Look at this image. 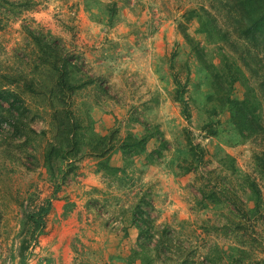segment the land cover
Returning <instances> with one entry per match:
<instances>
[{
    "label": "rangeland",
    "instance_id": "1",
    "mask_svg": "<svg viewBox=\"0 0 264 264\" xmlns=\"http://www.w3.org/2000/svg\"><path fill=\"white\" fill-rule=\"evenodd\" d=\"M28 2L0 7V264H264V99L238 57L252 70L262 59L242 34L264 0ZM192 9L214 16V32ZM181 27L202 48L199 58ZM29 31L73 63L78 81L93 79L68 106L85 136L79 144L87 145V130L122 138L142 135L145 124L158 126L165 141L149 163L156 138L126 163L114 149L109 164L124 172L98 170L84 147L76 169L58 179L44 232L21 260L26 213L56 184L46 146L63 134L52 115L61 106L55 59H43ZM207 64L221 65L223 77L215 79ZM229 85L238 99L254 88L259 134L237 133L240 123L221 97ZM7 91L20 99L14 109ZM145 194L151 228L141 235L131 213Z\"/></svg>",
    "mask_w": 264,
    "mask_h": 264
},
{
    "label": "trees",
    "instance_id": "2",
    "mask_svg": "<svg viewBox=\"0 0 264 264\" xmlns=\"http://www.w3.org/2000/svg\"><path fill=\"white\" fill-rule=\"evenodd\" d=\"M24 2H13L10 0H0V7H4V9L9 6L14 11L16 5L30 7L28 5V0H23ZM196 11L200 24L205 27L207 33L214 32L216 24L214 21V16L209 15L207 18L202 16L199 11ZM213 18V19H212ZM180 25V24H179ZM184 39L192 44V48L195 51L197 57H200V53L202 48L198 46V44L193 43L192 38L187 33L185 27H181L180 29ZM29 35L33 38V40L40 46V50L44 52L45 60H48L46 56H51V59L54 58L55 61H52L53 66L55 67L57 73L54 80L53 88L56 89L54 92L55 97L58 99V102L61 106L56 107L52 111L53 118L57 123V129L60 131L59 135L62 134V141L60 143L57 141V145H53L49 143L46 146L44 152V161L47 167L48 173L51 178L55 181V185L52 191V196L47 197L44 201L38 206L35 211L26 213V219L24 226H27L23 235L21 242V251L20 256L21 260L25 258L27 255V249L29 245L32 243H36L38 235L42 234L45 229V216L49 214L52 207V198L56 197L57 192L59 191L60 185L58 183V179L64 178L71 171L76 169V165L73 163L74 160L79 157V154L84 152V147H87V151L90 153L89 155H93L96 157L98 170L100 168H106L107 172L113 171L116 172L120 170L124 172V168L114 167L109 164V161L112 157V152L114 149H119L124 163L132 160V156L136 154H140L146 151V143L149 138L153 137L159 140V147L155 150L151 151L149 155H146V163H149L155 160V157L158 158L161 156V148L160 146L164 145V139L161 135V130L158 126L154 125L153 128L148 129V125H146L145 132L142 135L136 136L131 133H127L124 137L120 138L118 132L112 130L108 134L104 135H93L88 134L90 131L87 130V145L84 147L82 143L79 144L78 139L81 131L79 130L77 124L73 122L74 115L72 111L69 109L70 102L73 101V97L75 96V90L83 87L85 85L90 84L93 79L87 78V80L78 81L72 73L78 71V69L69 70L68 66H72L73 63L71 61H67L64 59L65 63H63L64 56H61L59 52H57L56 46L51 47L50 41L43 38L40 35H35L33 32L29 31ZM212 35V34H211ZM242 37L244 39V45L248 46H258L261 48V52L263 53L262 59L258 62L257 66L254 64V68L252 70L248 60H246L245 56H238L241 61H243V67L250 73L252 77H254V81L256 85L261 89L262 97L264 99V8L259 7L255 8L253 11V20L248 23V26L243 31ZM229 45L235 49L232 50L236 52V47L233 42H229ZM246 48H248L246 46ZM49 52V54H48ZM234 53V52H233ZM259 59V58H258ZM60 63V64H58ZM255 63V62H254ZM229 69L231 67L230 64H227ZM207 69L210 70V74L213 73L215 79L222 78L223 75L220 73L221 68L217 70L212 64L204 65ZM215 69V70H214ZM241 71V68L238 67ZM72 72V73H71ZM248 90L245 91V97L242 99H238L237 97H231V89L230 85L227 88V91L224 95H222L223 105L229 110L230 117L233 120L232 123L238 122L239 130L237 133L239 135H243V130H247L249 133L259 134L263 130V126H259L256 118L255 110L257 108L255 101L258 100L255 98V91L253 87L248 86ZM8 94L12 100L8 101V106L10 109H14L15 103L20 101L16 94H13L9 91L5 92ZM247 97L252 98L250 106H247ZM5 98L3 96V92L0 93V100ZM253 109H252V108ZM183 111L186 109L183 108ZM13 115V114H12ZM13 120V117H10V121ZM13 123V122H12ZM66 126V127H65ZM252 126L255 128L252 130ZM13 128H17L15 124H13ZM251 130V131H250ZM117 133V134H116ZM80 137H85L83 132ZM202 159V158H201ZM146 194L143 195L140 200L136 203L134 208L132 209V224L139 229V233L143 235L144 233H149V229L151 228L150 216L149 213L143 208L146 204ZM29 224V225H27ZM145 236V235H144ZM24 251V252H22Z\"/></svg>",
    "mask_w": 264,
    "mask_h": 264
},
{
    "label": "crops",
    "instance_id": "3",
    "mask_svg": "<svg viewBox=\"0 0 264 264\" xmlns=\"http://www.w3.org/2000/svg\"><path fill=\"white\" fill-rule=\"evenodd\" d=\"M64 261H67V260H66V258H63V260H62V262H61L60 264H63V263H64Z\"/></svg>",
    "mask_w": 264,
    "mask_h": 264
}]
</instances>
